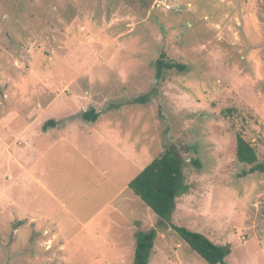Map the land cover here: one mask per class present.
<instances>
[{
  "label": "rangeland",
  "instance_id": "rangeland-1",
  "mask_svg": "<svg viewBox=\"0 0 264 264\" xmlns=\"http://www.w3.org/2000/svg\"><path fill=\"white\" fill-rule=\"evenodd\" d=\"M162 52L186 71L156 80ZM237 135L263 163L264 0H0V264H133L152 229L148 264H206L171 224L264 264ZM166 149L189 191L163 220L128 183Z\"/></svg>",
  "mask_w": 264,
  "mask_h": 264
},
{
  "label": "trees",
  "instance_id": "trees-1",
  "mask_svg": "<svg viewBox=\"0 0 264 264\" xmlns=\"http://www.w3.org/2000/svg\"><path fill=\"white\" fill-rule=\"evenodd\" d=\"M153 67L156 80H162L167 72L183 73L186 71V66L167 60L163 52L155 60ZM138 100L143 101L144 99L140 97ZM98 117L99 114L94 109H89L81 114L82 120L92 123L96 122ZM47 124L43 125L44 131L49 126L53 127L55 122L49 120ZM235 156L238 162L250 166L248 173H264V162L257 163L254 148L240 135L236 136ZM192 165L199 166L196 161H192ZM181 167V163L175 155L166 149L128 183V188L157 217L168 220L175 200L189 191L188 185L184 182ZM245 174L243 172L242 176ZM160 225L157 228L160 229L162 226ZM170 227L206 264H225V258L231 253L229 244H215L204 235L185 227L172 224ZM155 237V229L135 235L133 264L149 263Z\"/></svg>",
  "mask_w": 264,
  "mask_h": 264
},
{
  "label": "crops",
  "instance_id": "crops-1",
  "mask_svg": "<svg viewBox=\"0 0 264 264\" xmlns=\"http://www.w3.org/2000/svg\"><path fill=\"white\" fill-rule=\"evenodd\" d=\"M206 237V236H205ZM154 248V247H153ZM178 264H184L183 262L179 261Z\"/></svg>",
  "mask_w": 264,
  "mask_h": 264
}]
</instances>
